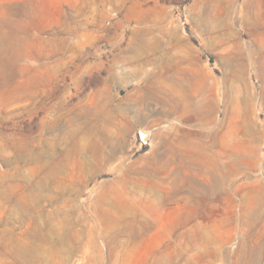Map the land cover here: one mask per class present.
Returning <instances> with one entry per match:
<instances>
[{
    "label": "rangeland",
    "instance_id": "rangeland-1",
    "mask_svg": "<svg viewBox=\"0 0 264 264\" xmlns=\"http://www.w3.org/2000/svg\"><path fill=\"white\" fill-rule=\"evenodd\" d=\"M0 264H264V0H0Z\"/></svg>",
    "mask_w": 264,
    "mask_h": 264
},
{
    "label": "bare ground",
    "instance_id": "bare-ground-1",
    "mask_svg": "<svg viewBox=\"0 0 264 264\" xmlns=\"http://www.w3.org/2000/svg\"><path fill=\"white\" fill-rule=\"evenodd\" d=\"M186 80L185 78H177L176 87L174 89L172 88L171 91L168 90L167 104L169 105V111L171 113L177 114L179 117L189 119L192 116L202 115V99L197 98L193 92H190L189 85ZM144 136H147V134L144 133ZM171 155L173 159L172 161L177 163L178 160L181 162L189 160L192 154L186 148L179 146L171 150ZM156 157L158 160H161L160 153H158Z\"/></svg>",
    "mask_w": 264,
    "mask_h": 264
}]
</instances>
